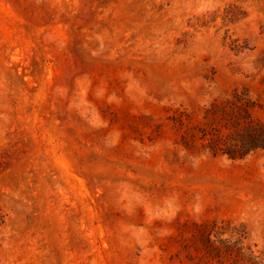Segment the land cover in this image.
<instances>
[{
    "label": "rangeland",
    "instance_id": "374dc122",
    "mask_svg": "<svg viewBox=\"0 0 264 264\" xmlns=\"http://www.w3.org/2000/svg\"><path fill=\"white\" fill-rule=\"evenodd\" d=\"M236 88L264 0H0V264L264 261V150L182 140Z\"/></svg>",
    "mask_w": 264,
    "mask_h": 264
},
{
    "label": "trees",
    "instance_id": "16d2710c",
    "mask_svg": "<svg viewBox=\"0 0 264 264\" xmlns=\"http://www.w3.org/2000/svg\"><path fill=\"white\" fill-rule=\"evenodd\" d=\"M264 111V101L254 99L248 89L236 88L231 95L214 98L207 105L202 126H191L183 134L187 149H201L212 156L242 159L264 150V120L256 113ZM180 126L183 120L177 119ZM253 264H264L253 255Z\"/></svg>",
    "mask_w": 264,
    "mask_h": 264
}]
</instances>
